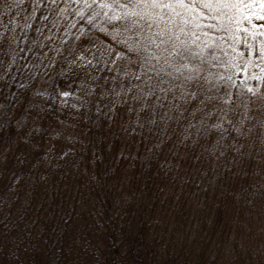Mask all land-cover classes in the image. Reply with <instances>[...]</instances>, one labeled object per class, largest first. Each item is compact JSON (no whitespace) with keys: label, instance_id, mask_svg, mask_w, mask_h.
Masks as SVG:
<instances>
[{"label":"trees","instance_id":"obj_1","mask_svg":"<svg viewBox=\"0 0 264 264\" xmlns=\"http://www.w3.org/2000/svg\"><path fill=\"white\" fill-rule=\"evenodd\" d=\"M241 1L202 21L217 26L202 37L211 47L201 72L226 98L223 116L199 108L177 134L181 120L161 131L158 119L164 106L183 116L175 89L148 107L129 90L137 115L122 122L60 96L61 84L71 92L72 80L99 77L84 57L64 63L70 42L109 41L82 0H0V264H264V76L250 75L264 31L236 26ZM110 69L120 93L124 77ZM84 122L82 137L69 131ZM166 134L179 152L161 143Z\"/></svg>","mask_w":264,"mask_h":264},{"label":"snow or ice","instance_id":"obj_2","mask_svg":"<svg viewBox=\"0 0 264 264\" xmlns=\"http://www.w3.org/2000/svg\"><path fill=\"white\" fill-rule=\"evenodd\" d=\"M82 3L85 10L93 12L89 17L93 26L101 19L108 26L99 28L109 37L104 48L107 60L125 78L129 90L135 93L134 99L147 101L142 107H148L153 97L163 106L161 95L166 98L174 89L181 93L179 97L173 95L174 100L197 99L195 90L187 92L183 86L191 87L201 78L205 49L211 47L210 42H202V37L210 36L205 29L217 27L202 21L219 19L224 9L235 6L231 0H82Z\"/></svg>","mask_w":264,"mask_h":264},{"label":"rangeland","instance_id":"obj_3","mask_svg":"<svg viewBox=\"0 0 264 264\" xmlns=\"http://www.w3.org/2000/svg\"><path fill=\"white\" fill-rule=\"evenodd\" d=\"M236 26L238 28H243L245 30L264 31V0H242L236 17ZM9 39L10 37L7 38V42L9 41ZM8 47L9 46L5 42L0 46V61H2L3 58L6 57V54L9 53V51H7ZM69 48L71 49H68L66 51V57L64 63L67 62L68 60H73L75 58L74 57L75 55H77L80 58L84 57L83 59L87 64H89L92 67H95V70L99 71V77L97 75L92 77L87 76L84 79H82L80 82H76L75 80H72V83L69 84L72 88L71 92L67 87L61 84V87H59V91L61 93L59 94L61 97H65L64 95H62L63 92H68L69 95L74 96V99L76 101L83 102L85 104L84 107H87L88 110H90L88 113H86V115L89 113L98 114V115H103L107 119L110 113L114 112L115 115H117L115 120L119 122H122L123 116H125L124 113L126 111H132L134 115H137L136 112L138 108H136L135 110V108L131 107L137 105L130 103L127 97L124 98L126 94L127 95L135 94L133 91H131V94H129V89H128L129 86L126 83L125 78L124 80H125L126 88H124L123 91H120V93H118L113 89H111L110 77L112 75H111L110 67L113 68V66L111 62L107 60V53L104 52V44L99 45L94 40L81 39L78 40L77 43H73V41L70 42ZM241 56L236 55L234 57V60L238 68L244 73L246 60L244 59L243 56L242 57ZM202 74L203 72H201V78L198 81L192 83L191 87H188L187 85L183 86L184 91L186 90L187 92H190L195 90L197 92L198 101L194 104L193 106L194 108H192L191 105L194 103L196 99L192 102H187L186 100H183L182 103L183 107L181 109L179 108L182 111L183 116L177 117V113H176L172 119L169 115L168 108L164 106V108L160 111V114L158 116L159 123H161V131H163L169 123L171 124L172 120H174L175 124H176V120H181L180 122H177L178 124V126H176L177 134L181 133L180 129L177 127H180L182 133L184 132V134H186L190 124H192L193 121L192 117L195 116L196 113L197 114L200 113V111H198L199 108L200 110H202L201 114H207L208 116L211 117L214 116L217 119L220 116H223L220 109L222 107V103L224 106L227 105V101L225 100L226 98H224L223 95L219 94L212 86H210L211 84L209 80L207 78L204 79L202 77ZM250 75L252 76L260 75V78L264 76V60L256 59L254 66L251 69ZM245 76L249 77L246 74V72H245ZM112 77H114V75ZM200 83L202 85V89L198 88ZM177 92L179 94V91ZM174 94H176L175 91ZM176 96L178 95L176 94ZM119 100H123L121 102L122 107L120 108V111H116L114 108L111 107V105L115 104ZM146 112L150 113L152 119L153 111L148 109L146 110ZM145 118L148 121V114H145ZM203 118L206 124L208 118L207 116ZM251 122L255 123V125L257 123L260 124V120H258V118H254L253 120H251ZM87 127L88 126L84 122L83 126L78 125L70 129L69 131H73L72 133L74 134L76 133L75 135H79L80 137H82L83 132L89 130L86 129ZM119 129H120L119 124L118 123L114 124L113 128H111V133H118ZM101 131H103V129H98V132ZM258 132H261L259 126L255 127L253 134L258 135L259 134ZM104 136H105L104 139H106V135ZM181 138H183L182 134L179 137V139ZM161 143L167 145L168 152H174V151L179 152V147H178L179 143L173 140L169 141V137L167 136V134L164 136L163 140H161ZM203 143L204 145L209 144L208 140L206 143L205 142Z\"/></svg>","mask_w":264,"mask_h":264}]
</instances>
